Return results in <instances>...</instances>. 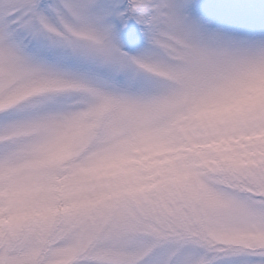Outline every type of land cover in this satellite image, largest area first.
I'll list each match as a JSON object with an SVG mask.
<instances>
[{"label": "snow or ice", "instance_id": "snow-or-ice-1", "mask_svg": "<svg viewBox=\"0 0 264 264\" xmlns=\"http://www.w3.org/2000/svg\"><path fill=\"white\" fill-rule=\"evenodd\" d=\"M140 38L144 47L125 50ZM255 63L264 64V5L0 0V155L22 142L41 150L69 115L91 114L97 138L126 120L148 125L184 80ZM185 163L187 186L130 194L127 212L106 217L87 248L24 253L0 229V264L65 255L70 264H264V148L240 159L209 147Z\"/></svg>", "mask_w": 264, "mask_h": 264}, {"label": "clouds", "instance_id": "clouds-1", "mask_svg": "<svg viewBox=\"0 0 264 264\" xmlns=\"http://www.w3.org/2000/svg\"><path fill=\"white\" fill-rule=\"evenodd\" d=\"M167 98L148 125L126 120L97 138L91 114L69 115L41 150L22 142L0 155V229L15 233L24 253L58 242L87 248L106 217L127 212L130 194L187 186L185 162L203 150L244 159L253 146L264 148V64L221 65Z\"/></svg>", "mask_w": 264, "mask_h": 264}, {"label": "rangeland", "instance_id": "rangeland-1", "mask_svg": "<svg viewBox=\"0 0 264 264\" xmlns=\"http://www.w3.org/2000/svg\"><path fill=\"white\" fill-rule=\"evenodd\" d=\"M198 3L207 4V3H234L237 2V0H197ZM242 2L252 6L257 13H259L261 5H264V0H242ZM128 45L127 42H125L124 46ZM144 47V41L142 38L138 39L133 45H128L126 51L135 52L139 50L140 48ZM245 258H236L232 260L231 262L228 260L224 261V264H241V261Z\"/></svg>", "mask_w": 264, "mask_h": 264}]
</instances>
